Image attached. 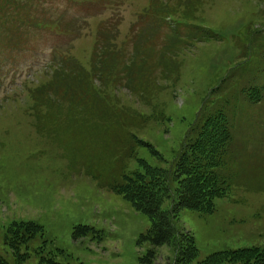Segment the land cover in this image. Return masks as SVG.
I'll return each mask as SVG.
<instances>
[{
	"label": "rangeland",
	"instance_id": "obj_1",
	"mask_svg": "<svg viewBox=\"0 0 264 264\" xmlns=\"http://www.w3.org/2000/svg\"><path fill=\"white\" fill-rule=\"evenodd\" d=\"M53 2L35 10L32 0H0V257L8 264H183L181 248L155 246L146 238L151 226L147 216L83 170L72 169L62 152L33 128L36 96L53 95L35 96V88L47 87L53 68L46 64L59 54L52 55L55 48L62 49L61 61L75 60L88 70L102 31L111 30L109 43L117 53L110 61L127 69L133 58L137 64L146 60L150 50L149 63L157 66L153 76L163 90L149 107L129 89L136 78L131 73L120 68L115 82V76L106 78V99L117 98L144 116L163 114L161 121L134 131L144 144L128 171H142L141 161L169 170L197 116L226 101L239 134L235 157L249 158L242 145L252 150L264 141V0H189L181 6L176 0ZM164 2L170 6L156 9L162 15L152 25L141 17L147 6ZM171 6H177L175 18H183L182 25L166 19ZM62 13L67 21L57 29H36L35 19L58 23ZM75 36L69 43L67 38ZM199 37L203 40L196 42ZM146 41L145 56L137 48ZM170 48H176L172 55ZM172 70L174 76L163 82L159 74ZM257 93L259 101L252 103L249 97ZM258 159L235 168L237 186L227 198L214 201L211 213L181 210L173 218L177 235L194 240L198 255L190 264L224 251L264 249V157ZM170 202L164 200L161 209L172 212Z\"/></svg>",
	"mask_w": 264,
	"mask_h": 264
},
{
	"label": "trees",
	"instance_id": "obj_2",
	"mask_svg": "<svg viewBox=\"0 0 264 264\" xmlns=\"http://www.w3.org/2000/svg\"><path fill=\"white\" fill-rule=\"evenodd\" d=\"M188 1L176 0V3L181 6ZM164 6L167 8L170 5L164 2L160 6H151L142 17L152 25L162 15L156 9ZM177 6H171L170 10L168 8L166 14L175 18ZM8 11L7 9L6 16ZM0 13H4L3 10L0 9ZM178 20L175 18L177 25H182L184 19L179 17ZM155 26L157 24L151 29ZM110 31H102L103 38L99 49L91 58L89 71L74 60H64L53 68V75L46 88H35V96L47 93L53 95L49 99H39L36 96L33 128L62 152L72 169L83 170L86 175L99 181L103 187L106 186L113 194L130 202L138 212L147 216L151 226L146 238L153 245L166 243L173 245L176 251L181 248L183 253L180 260L183 264H190L198 255L194 240L192 236L177 235L173 218L181 210L211 213L214 201L227 198L237 186V174L233 171L255 163L260 156L264 157V141L257 143L252 150L242 145L243 152L249 158H241L240 161L235 157V146L240 142L239 134H235V118L229 115V102L226 101L225 106L216 110H211L213 106L207 107L197 116L196 124L189 130L188 139L169 170H155L141 161L139 164L142 171H128L129 161L135 159L137 149L144 144L134 131L142 130L151 121H161L163 114L144 116L123 107L117 98H105L110 96L104 90L109 83L106 78L114 77L122 69L120 65H115L116 61H110L117 53L109 43ZM194 33L196 34V30ZM193 37L196 38V35ZM139 40H143V35L139 36ZM148 41L142 42L137 48L145 56V50L150 45ZM176 48L168 49L169 55ZM148 52L146 60L141 59L137 64V59L133 58L132 63H129L131 60L128 61L127 69H122V72H129L130 77H136L135 82L134 79L132 81L134 85L129 89L135 96L143 98L141 101L146 106L151 107L157 92L163 90L161 86L157 87L156 75L153 76L157 67L151 64L154 53L150 50ZM168 58L174 60L173 56ZM173 72L164 71L159 76L165 82L168 77L174 76ZM114 78L113 82L118 79V75ZM171 81L173 82L172 79ZM249 100L252 103L258 102V93L251 99L249 97ZM240 139L242 142L245 140L242 137ZM167 199L174 206L170 213L161 209L162 203ZM27 226L41 231L33 223H28ZM0 264L8 263L0 257ZM198 264H264V249L247 248L215 253Z\"/></svg>",
	"mask_w": 264,
	"mask_h": 264
}]
</instances>
